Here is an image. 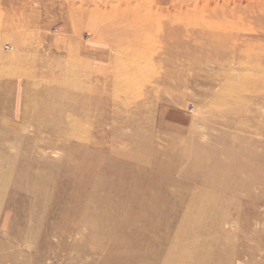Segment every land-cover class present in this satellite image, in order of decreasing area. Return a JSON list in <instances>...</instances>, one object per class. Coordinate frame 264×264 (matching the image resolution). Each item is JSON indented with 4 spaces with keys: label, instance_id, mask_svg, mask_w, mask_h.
Instances as JSON below:
<instances>
[{
    "label": "rangeland",
    "instance_id": "rangeland-1",
    "mask_svg": "<svg viewBox=\"0 0 264 264\" xmlns=\"http://www.w3.org/2000/svg\"><path fill=\"white\" fill-rule=\"evenodd\" d=\"M95 1L0 0V264H264V0Z\"/></svg>",
    "mask_w": 264,
    "mask_h": 264
},
{
    "label": "bare ground",
    "instance_id": "bare-ground-1",
    "mask_svg": "<svg viewBox=\"0 0 264 264\" xmlns=\"http://www.w3.org/2000/svg\"><path fill=\"white\" fill-rule=\"evenodd\" d=\"M66 1V0H65ZM73 1V0H72ZM81 2H80V4H78V9L77 8H74L73 7V5L72 4H70L69 6H68V8H69V11H70V14H71V16L73 17V16H76L77 18L78 17H82V18H85V17H83V15H84V13H85V11H83L84 10V5H87L88 7H90V5H91V8H93V12L94 11H96V12H98V10H100L99 9V7H98V5L99 4H97V2L94 0L93 1V4H89V2H92V0H80ZM208 1V0H207ZM206 1V2H207ZM217 1V0H216ZM242 1L243 0H239L238 2L239 3H242ZM246 1V0H245ZM106 2V1H105ZM104 2V3H105ZM120 2V1H119ZM123 2H124V5L125 6H127V7H129L131 4H130V1H128V0H125V1H122V3L121 4H123ZM248 2V1H247ZM52 3V2H51ZM75 3V2H74ZM103 3V4H104ZM203 3V2H202ZM58 4H59V2H58ZM60 4H62V2L60 3ZM64 4V3H63ZM111 4V3H110ZM118 4V3H117ZM244 4H248V3H244ZM30 5V4H29ZM75 5H76V3H75ZM109 5V4H108ZM120 5V4H119ZM60 6V5H59ZM58 6V7H59ZM121 6V5H120ZM201 6V5H200ZM246 6V5H245ZM260 6H262V5H260ZM260 6H258V7H260ZM67 7V6H66ZM102 7V6H101ZM110 7V6H109ZM111 7H112V5H111ZM110 7V8H111ZM135 7V6H134ZM213 7V6H212ZM105 8V7H104ZM119 7H117V6H115L113 9H117V10H120V8L118 9ZM126 7H124V9H125ZM263 8V7H262ZM102 9V8H101ZM104 10H106V8L104 9ZM110 10V9H109ZM112 10V9H111ZM156 11V10H155ZM106 12V11H105ZM121 12V11H120ZM120 12H117V11H112V15L111 16H114L113 14H115V15H118ZM62 13V12H61ZM108 14H109V12H108ZM66 15H67V13H66ZM65 15V17H67ZM69 16V15H68ZM123 16V15H122ZM128 16L129 17H134L135 15L134 14H131V13H129L128 14ZM115 17V16H114ZM64 18V17H63ZM58 19V18H57ZM65 20V19H64ZM125 20V19H124ZM50 21V20H49ZM48 21V22H49ZM58 21V20H57ZM68 21V20H67ZM46 24V23H45ZM48 24V23H47ZM44 27H46V26H44ZM72 27V26H71ZM44 29H46L47 30V28H44ZM44 29H43V31H44ZM56 30V29H55ZM59 30V29H58ZM42 31V30H41ZM42 31V32H43ZM46 32V31H45ZM66 32V31H65ZM48 34H49V32H47ZM61 35V34H60ZM54 36V35H53ZM102 41V40H101ZM55 43V42H54ZM57 45H59L60 46V42L59 43H57ZM50 46V45H49ZM49 46H48V48H49ZM53 49V48H52ZM54 50H55V48H54ZM52 51V50H51ZM71 53V52H70ZM54 55H56V54H51V55H47V54H45V56H43V63L45 64L44 66H47L48 68H52V71H51V74L52 75H55V73H54V70H57L58 69V72L57 73H67L66 71H68L69 72V70H71L72 68L71 67H69L68 65H64V63H63V61H60L59 59H58V56H56V57H54ZM64 56V55H63ZM69 56V55H68ZM60 57V56H59ZM67 57V56H66ZM72 57V56H71ZM71 57H69V61H70V63H71V61H72V64L73 63H75V65H77L78 63V60H77V62H76V60H75V58L73 59V57L71 58ZM77 58V57H76ZM41 61V60H40ZM77 66H79V65H77ZM83 67V66H82ZM15 68V67H14ZM27 69V68H26ZM26 69H24V70H26ZM54 69V70H53ZM73 69H77V71H81V69L80 68H73ZM15 70H16V68H15ZM72 71V70H71ZM74 71V70H73ZM74 72H76V71H74ZM78 73V72H77ZM16 74V73H15ZM14 74V75H15ZM72 74V73H71ZM18 75V74H17ZM41 79H43V78H41ZM49 79H51L50 78V76H46L45 77V82H47L46 80H49ZM39 81V80H38ZM35 82H36V80H35ZM49 82V81H48ZM41 84V83H40ZM37 85V84H36ZM51 87V86H50ZM56 89V88H55ZM69 124V123H68ZM79 125V124H78ZM51 126V125H50ZM75 126H77L76 124H75ZM38 129H46L45 128V123L44 124H41V125H39L38 126ZM77 130H78V128H77ZM23 173V172H22ZM29 174V173H28ZM32 175V174H31ZM30 175V176H31ZM21 177H22V175H21ZM33 177V176H32ZM30 178V177H29ZM5 179V178H4ZM32 179H34V178H32ZM30 180H31V178H30ZM5 181H7V180H5ZM176 190V189H175ZM181 195V194H180ZM176 196V195H175ZM172 197H173V195H172ZM179 197V196H178ZM178 201V200H177ZM177 201H175V203L177 202ZM191 203L192 202H190V203H181V205H182V208H187V207H189L190 205H191ZM178 204H180L179 202H177V205ZM199 202H194L192 205H191V209H193V208H195V207H199ZM177 208V207H176ZM180 208V207H179ZM145 214V213H144ZM174 213H172L170 216H171V218L170 219H167V218H165V223L167 224V228H169V231H170V225L175 221L174 219L175 218H178V217H182V214H177V213H175L174 215H173ZM194 216H195V214H194V212L190 215V216H187L186 217V219H188V222H190L191 220H193L194 219ZM184 217V216H183ZM204 217H203V215H201L200 214V212H198L197 213V219L199 220V221H201L202 219H203ZM180 221H181V219H180ZM135 229V228H134ZM158 228H157V226H156V224L155 223H150V224H148L146 227H143V228H141V229H139V228H136L135 229V231H134V234H136L138 237L139 236H142L143 234H145L146 232H148V231H156ZM178 229H179V227H178ZM159 230V229H158ZM161 230H162V228H161ZM160 230V231H161ZM180 230V234H182V236H187L188 237V239H187V241H191V239H190V236L192 235V234H194L195 232H196V230H194V229H184V228H180L179 229ZM199 231H201V230H199ZM179 233V232H178ZM163 234V236H165V235H167V232H163L162 233ZM176 234V233H175ZM183 234H185V235H183ZM135 235V236H136ZM102 236V235H101ZM104 236V235H103ZM166 237V236H165ZM168 237V236H167ZM166 237V238H167ZM96 239H98L99 240V238H95V240ZM102 239V238H101ZM136 241H138V239H135ZM158 240V239H157ZM100 241V240H99ZM103 241H104V239H103ZM149 241H151L150 239H149ZM176 241V240H175ZM173 242H174V239H173ZM105 243V242H104ZM105 244H107V243H105ZM104 244V245H105ZM112 245V244H111ZM172 245V244H171ZM109 247V246H108ZM122 248V247H121ZM189 250V252H182L181 253V249H176V251L175 252H172L171 254L172 255H170V257L169 258H171L170 260H171V262L173 263V264H179V261L178 260H184V259H188V261L189 262H187L186 264H201L200 262H201V260L203 259V257H205V258H207V255L209 254V249H207L205 252H202V253H198L197 252V250H195V249H193L192 247L191 248H188L186 251H188ZM106 251H108L107 249H106ZM104 252V251H103ZM171 252V251H170ZM107 254H109V252L107 253ZM147 255L148 256H151L152 258L154 257L155 258V260H159V259H161L159 256L157 257V256H155L154 254H151V252H147ZM146 254H143L142 252H140V250H138L136 247H135V245H134V249H133V251H132V254L130 255V256H128V257H126V258H123L124 260H129L130 262H131V264H139V262H141L142 261V259L143 258H147L146 256H147ZM163 258H164V255L162 256ZM129 262V263H130ZM169 262V261H168ZM163 263V262H162ZM182 263V262H181ZM164 264V263H163ZM184 264V263H183Z\"/></svg>",
    "mask_w": 264,
    "mask_h": 264
}]
</instances>
